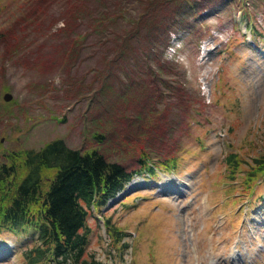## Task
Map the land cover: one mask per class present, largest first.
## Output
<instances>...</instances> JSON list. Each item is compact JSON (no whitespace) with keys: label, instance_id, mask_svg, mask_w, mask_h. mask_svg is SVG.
<instances>
[{"label":"rangeland","instance_id":"rangeland-1","mask_svg":"<svg viewBox=\"0 0 264 264\" xmlns=\"http://www.w3.org/2000/svg\"><path fill=\"white\" fill-rule=\"evenodd\" d=\"M56 136L129 168L174 156L90 209L103 264H264V182L240 200L223 163L264 152V0H0V150ZM29 232L0 229V264Z\"/></svg>","mask_w":264,"mask_h":264},{"label":"trees","instance_id":"trees-1","mask_svg":"<svg viewBox=\"0 0 264 264\" xmlns=\"http://www.w3.org/2000/svg\"><path fill=\"white\" fill-rule=\"evenodd\" d=\"M159 115L160 112L150 110L141 124L147 134H152L148 130L153 128L154 135L163 139L160 121H155ZM165 145L164 140L163 146L156 143L153 149H163ZM151 147L150 143L137 149L133 155L137 165L133 168L128 167V162L110 160L93 146L70 147L58 136L37 148L1 147L0 229L24 234L30 231L31 243L20 249L23 262L103 264L85 250L90 209L102 206L135 174L152 175L159 166L163 170L175 169L173 155L158 152L153 157ZM223 163L226 178L240 184L234 188L237 198L252 200L254 186L264 182V152L247 158L229 150L223 155ZM236 175L241 178L238 180ZM259 196L260 193L255 198ZM104 220L109 222V217Z\"/></svg>","mask_w":264,"mask_h":264},{"label":"water","instance_id":"water-1","mask_svg":"<svg viewBox=\"0 0 264 264\" xmlns=\"http://www.w3.org/2000/svg\"><path fill=\"white\" fill-rule=\"evenodd\" d=\"M9 96H10V95H9L8 92H4L3 95H2V97H3L4 99H8Z\"/></svg>","mask_w":264,"mask_h":264}]
</instances>
